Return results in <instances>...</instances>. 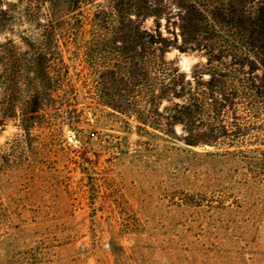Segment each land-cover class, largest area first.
Segmentation results:
<instances>
[{"label":"rangeland","instance_id":"374dc122","mask_svg":"<svg viewBox=\"0 0 264 264\" xmlns=\"http://www.w3.org/2000/svg\"><path fill=\"white\" fill-rule=\"evenodd\" d=\"M165 60L186 74L205 62L175 50ZM65 64L77 126L36 125L28 139L19 110L0 111V264H264V156L189 146L156 116L171 115L167 101L148 107L140 95L135 111L100 98L95 73L108 61Z\"/></svg>","mask_w":264,"mask_h":264},{"label":"trees","instance_id":"16d2710c","mask_svg":"<svg viewBox=\"0 0 264 264\" xmlns=\"http://www.w3.org/2000/svg\"><path fill=\"white\" fill-rule=\"evenodd\" d=\"M103 1L0 0V103L9 106L0 111L19 110L25 138L36 125L82 122L70 109L77 93L65 60L84 55L113 65L95 73L103 101L116 95L135 111L140 95L148 107L167 101L171 115L156 116L164 127L181 126L187 145H239L246 163L264 156V0ZM171 50L205 62L182 73L165 60Z\"/></svg>","mask_w":264,"mask_h":264},{"label":"water","instance_id":"95a60500","mask_svg":"<svg viewBox=\"0 0 264 264\" xmlns=\"http://www.w3.org/2000/svg\"><path fill=\"white\" fill-rule=\"evenodd\" d=\"M69 141H72L71 138H69ZM204 150H206V151H211V150H212V147L209 146V145H205V146H204Z\"/></svg>","mask_w":264,"mask_h":264}]
</instances>
